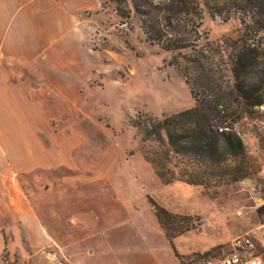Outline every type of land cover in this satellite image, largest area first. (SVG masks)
Here are the masks:
<instances>
[{"label": "rangeland", "instance_id": "1", "mask_svg": "<svg viewBox=\"0 0 264 264\" xmlns=\"http://www.w3.org/2000/svg\"><path fill=\"white\" fill-rule=\"evenodd\" d=\"M70 6L73 33L44 49L40 65L26 67L27 73L43 75L47 87L40 112L27 115L34 127L0 131L9 156L26 142L28 153L49 156L58 166L20 174L19 162L0 163V196L8 181L30 196L68 184L87 187L95 196L137 183L170 212L191 216L196 224L199 219V227L174 239L183 264H197L202 254L246 233L256 237L264 256V120L237 125L260 172L215 189L163 184L144 158L156 143L144 141L130 122L139 114L161 118L192 108L190 75L233 87L234 47L228 41L238 35L239 17L223 22L205 15L202 48L194 53L146 41L140 20L133 15L125 21L109 0H70ZM204 57L203 69L190 61ZM17 227L19 236L5 237L0 264L66 263L68 242L35 241L30 230Z\"/></svg>", "mask_w": 264, "mask_h": 264}, {"label": "crops", "instance_id": "2", "mask_svg": "<svg viewBox=\"0 0 264 264\" xmlns=\"http://www.w3.org/2000/svg\"><path fill=\"white\" fill-rule=\"evenodd\" d=\"M74 24L70 0H0V131L34 127L27 115L40 112L47 87L43 75L27 73L26 67L40 65L42 51L73 33ZM5 161L19 162L20 174L58 166L49 156L28 153L26 142L9 156L0 138V163ZM4 185L0 248L6 236H19L21 226L35 241L68 242L65 264H182L148 191L137 183L112 186L95 196L87 187L69 184L34 196L11 181Z\"/></svg>", "mask_w": 264, "mask_h": 264}, {"label": "trees", "instance_id": "3", "mask_svg": "<svg viewBox=\"0 0 264 264\" xmlns=\"http://www.w3.org/2000/svg\"><path fill=\"white\" fill-rule=\"evenodd\" d=\"M125 21L135 15L146 41L167 51L198 52L204 16L228 22L239 17L232 44L235 83L223 88L209 77H187L195 105L163 117L139 114L131 119L137 135L156 146L145 153L163 184L184 182L215 189L260 172L237 129L245 119L264 120V0H109ZM105 4V3H104ZM195 36V37H192ZM200 68L206 58L190 60ZM187 76V75H186ZM147 198L174 252V239L200 226L191 216L170 212ZM212 249L204 255L211 254ZM183 264V263H182Z\"/></svg>", "mask_w": 264, "mask_h": 264}, {"label": "built area", "instance_id": "4", "mask_svg": "<svg viewBox=\"0 0 264 264\" xmlns=\"http://www.w3.org/2000/svg\"><path fill=\"white\" fill-rule=\"evenodd\" d=\"M197 264H264L259 243L251 233L234 237L211 254L200 256Z\"/></svg>", "mask_w": 264, "mask_h": 264}]
</instances>
